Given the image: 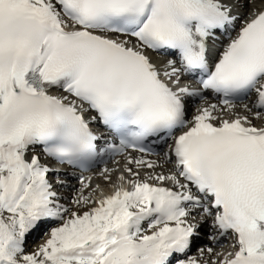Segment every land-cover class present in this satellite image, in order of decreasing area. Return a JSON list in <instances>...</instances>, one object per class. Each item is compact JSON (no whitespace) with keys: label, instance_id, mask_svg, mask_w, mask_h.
<instances>
[{"label":"snow or ice","instance_id":"1","mask_svg":"<svg viewBox=\"0 0 264 264\" xmlns=\"http://www.w3.org/2000/svg\"><path fill=\"white\" fill-rule=\"evenodd\" d=\"M237 18L224 0H0V264H200L181 258L197 235L189 204L236 236L238 250L217 264H264V126L221 115L255 96L245 110L264 120V8L209 58V39ZM151 53L175 59L158 64ZM185 73L199 76L197 87ZM205 90L224 107L199 108L190 122L187 101ZM94 122L119 143L98 145ZM157 142L178 175L141 180L129 167L132 189L121 175L83 213L59 204L51 169L28 158L40 145L88 169L128 149L155 153ZM53 219L62 223L29 253L28 235Z\"/></svg>","mask_w":264,"mask_h":264},{"label":"rangeland","instance_id":"2","mask_svg":"<svg viewBox=\"0 0 264 264\" xmlns=\"http://www.w3.org/2000/svg\"><path fill=\"white\" fill-rule=\"evenodd\" d=\"M229 1H232L233 3V8L235 10H238V11H242L244 13L243 16H246V15H249L253 8L255 7V4L256 2H254V0H249V3H243L245 0H229ZM244 110V111H242ZM243 112L245 115H248L249 118H253L254 120H256L254 118V116L252 115V113H249L247 112L245 109H238V108H235L234 110H225L224 113H222V116L224 117H227L229 115H233V114H236V112ZM240 112V113H241ZM257 122L258 121H263V120H256ZM32 154L34 155H38L40 157V161L41 163H46V159L42 158L41 157V154L39 152H33ZM157 157V156H155ZM145 161H156L155 159H152L151 158H147L145 159ZM160 161H156V163L158 164ZM162 164V163H161ZM165 167H156V168H146V169H141V168H138L136 170V172H139L141 175H158V174H164V175H173L169 169L166 167L167 165H164ZM130 166L128 164H124V163H119L117 165H111L109 167H107V169L109 170L108 173H99V175H96L94 177L95 179V183L97 185L93 186V184H90V181H83V178H80L79 180H76L75 183H73V186L75 187V190H79V189H82L83 191H86L87 195L86 197H96V193H98L97 189L96 188H100L101 190H106L108 188V186H104L103 185V180L102 179H105L107 182L111 183L112 185L114 184H120L121 181L119 179V177L121 175H123L125 178H128L129 177V172L127 171V168H129ZM100 177H103V178H100ZM110 177V178H108ZM90 185V186H88ZM89 187V188H88ZM64 191V190H63ZM85 197V196H84ZM74 198L75 196H71L68 200H65L66 203H69V204H73L74 202ZM69 218V214H66L65 215V219H68ZM32 245V244H31ZM213 259V257H212ZM215 260V259H213Z\"/></svg>","mask_w":264,"mask_h":264},{"label":"bare ground","instance_id":"3","mask_svg":"<svg viewBox=\"0 0 264 264\" xmlns=\"http://www.w3.org/2000/svg\"><path fill=\"white\" fill-rule=\"evenodd\" d=\"M243 1V0H242ZM243 3H248V1L247 0H245ZM165 153L166 152H164L163 154H162V159H161V161H166L165 160ZM168 166H170L171 168L174 166V164H172V163H169L168 164ZM60 188H62V189H65V191H66V194H64V195H61V196H57V202L59 203V204H62V205H64L65 207H67V208H69V209H71L73 212H75V211H79V212H81V213H83L84 211H88L89 209H86V205H84L83 204V200H82V197H84V195H86L87 193H86V191H83L82 189H79V190H76V191H74L75 190V187L74 186H72V185H68V184H61L60 185ZM89 188V187H88ZM73 197V196H75V198H74V202H73V204H69V203H66V201L65 200H68L70 197ZM86 197V196H85ZM78 199H80L81 200V203L80 204H77L76 203V200H78ZM194 211H191V215L193 216V220L192 221H196V220H194V219H196V215H197V208H192ZM70 215H71V213H69V217H70ZM53 221V223H51V224H49V225H47V226H45L44 227V229L45 228H48V227H50L49 228V230L47 231V235H46V237H47V239L48 238H50V232H51V230L53 229V228H55V227H59L60 226V224L62 223V221H59V220H56V219H53V220H51L50 222H52ZM57 221H58V223H57ZM49 222V223H50ZM207 226H208V224H207V222L205 221L202 225H201V228L200 229H202V230H206L207 229ZM33 233L34 232H32L30 235H28V237H27V239H26V250L29 252V253H31V252H35L38 248H39V246L40 245H38L39 243V240H38V236H36V237H34V238H32L33 237ZM39 234H41V233H39ZM44 241V240H43ZM201 241H203L204 243H206V244H209V243H211L212 241H210L209 240V237H206V239H201ZM32 244V245H31ZM204 254H207V251L206 252H204ZM212 254H214V256L216 257V262H218L220 259H221V257H219V255L217 254V253H212ZM195 256H200L199 255V253L197 252L195 255H193V257L192 258H194ZM188 258V257H187ZM186 259V258H185ZM204 259V258H203ZM205 262L204 261H202L200 264H204Z\"/></svg>","mask_w":264,"mask_h":264}]
</instances>
